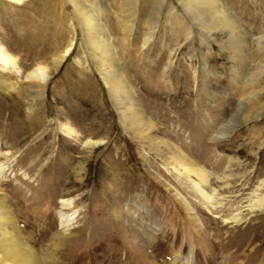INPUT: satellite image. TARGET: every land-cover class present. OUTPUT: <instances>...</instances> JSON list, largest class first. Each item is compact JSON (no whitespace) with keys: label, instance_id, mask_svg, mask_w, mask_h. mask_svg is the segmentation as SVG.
<instances>
[{"label":"rangeland","instance_id":"rangeland-1","mask_svg":"<svg viewBox=\"0 0 264 264\" xmlns=\"http://www.w3.org/2000/svg\"><path fill=\"white\" fill-rule=\"evenodd\" d=\"M0 43V233L40 264H264V0H0Z\"/></svg>","mask_w":264,"mask_h":264},{"label":"bare ground","instance_id":"bare-ground-1","mask_svg":"<svg viewBox=\"0 0 264 264\" xmlns=\"http://www.w3.org/2000/svg\"><path fill=\"white\" fill-rule=\"evenodd\" d=\"M72 1L75 3V0H72ZM206 1L209 4H214L215 1L217 2V0H206ZM79 12H80V15H82V20L85 22L86 27L87 28H91V31L89 32L90 33L89 37L91 39V41H90L91 46L92 47H102L101 50H103V53L109 55V52L107 50H111V49H109L110 47L107 45V43L105 42L104 39H102L101 37H97L98 36L97 33L99 31L101 32V30H100L101 27L99 26V23L97 22L96 15H94L92 12H90L89 9L88 10H83V11L80 9ZM230 23H232V22H230ZM95 36L97 38L93 40V38ZM147 39H149V36L147 37ZM8 67L13 68V69H17L18 66H17V63H16V59L7 50V48L2 43H0V68L2 69V68H8ZM47 75H48V71H47L46 67L43 66V65H39L33 71H31L29 73V75H27V76H28V78L29 77H34L35 79H38L40 82H43V80L47 77ZM105 78H107V77H105ZM107 79H106V83H109L111 90H113L114 87H115V85H114L115 83L111 82V84H110L109 80L111 79V76H109V78H107ZM112 80H113V78H112ZM131 113L132 112L130 110V114ZM131 116H133V115H131ZM140 123L142 125H148V127L152 126L148 122V120L143 119V117H142V119H140ZM180 157H181V155H180ZM184 159L181 157V160L178 159V162L181 161V163L185 164V162H184L185 160ZM174 160L175 161L177 160L176 156H175ZM194 166L195 165H190V166L184 165V169L186 171L183 170V169L182 170L185 171V172L194 173L195 177L199 180V182H201L199 185L196 184V185H198L197 188H198L199 192L209 202L210 201V195H208V193L205 192L206 191L205 189L208 188L209 192H211L213 194L215 193V189H213V188L208 186L209 184H207L208 180L205 177V175H206L205 171L203 169L199 168V167H194ZM3 170H4V167H3V165L0 164V176L2 175L1 173L3 172ZM4 206H5L4 204H3L2 207L0 205V224L3 223V221L5 219L9 220V218H11L5 212ZM72 219H73V216H70L69 218H62L61 222L62 223L65 222L63 226H66V225L71 223ZM13 234H11L9 232L8 233H0V264H40L39 261H38V257L36 256L34 251L28 245L23 243L18 238L19 236L17 237L16 235H13ZM55 236H56V239L57 238L59 239L60 237L63 238L65 236V229L58 230L57 233L55 234ZM55 244L56 243L53 242V245H55ZM174 260H175V258H174ZM107 262H108V260L105 263H103V264H106ZM170 264H174V263H170Z\"/></svg>","mask_w":264,"mask_h":264}]
</instances>
